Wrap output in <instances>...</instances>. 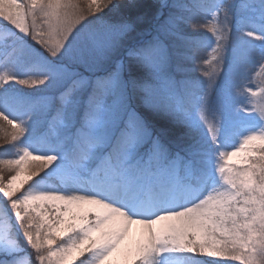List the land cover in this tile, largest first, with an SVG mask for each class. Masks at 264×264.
<instances>
[{
	"label": "snow or ice",
	"instance_id": "6c2138e0",
	"mask_svg": "<svg viewBox=\"0 0 264 264\" xmlns=\"http://www.w3.org/2000/svg\"><path fill=\"white\" fill-rule=\"evenodd\" d=\"M156 4L155 35L115 58L145 21L138 0L122 8L116 0H0V31L7 33L0 89L12 82L35 88L50 79L62 87L56 95L19 100L24 120L0 110V122L14 129L11 140L23 137L16 158L0 160V264H264V87L257 91L250 72L241 71L242 57L264 64V32L241 27L257 11L264 19V0L212 6V19L222 17L211 29L215 71L201 65L207 80L195 82L176 78L185 68L177 63L173 70L167 43L189 39L182 29L195 22L183 14L188 6ZM112 7L118 14L102 18ZM36 51L49 61L47 75H17ZM226 51L231 69L221 76ZM186 58L203 59L194 52ZM137 66L148 75L126 78ZM253 103L261 106L252 110ZM141 107L186 131L170 139V129L155 127ZM194 114L213 143L222 130L241 137L218 151L214 168L196 138ZM233 114L254 117L259 127L245 131ZM34 117L47 152L24 144ZM54 164V178H64L56 188L47 178Z\"/></svg>",
	"mask_w": 264,
	"mask_h": 264
},
{
	"label": "rangeland",
	"instance_id": "374dc122",
	"mask_svg": "<svg viewBox=\"0 0 264 264\" xmlns=\"http://www.w3.org/2000/svg\"><path fill=\"white\" fill-rule=\"evenodd\" d=\"M117 4L121 5V8L126 3V0H116ZM218 0H183V3L188 6V11L183 13L187 18L193 19L195 22L191 24H184L182 26L183 34L188 37L187 40H181L176 37H170L167 40L169 45V52L172 56V68L175 69V65L180 63L185 68V72L176 73L177 79H184L188 78L190 81H206L207 77L204 76L203 71L201 70V65L204 68H207L209 72L215 71V61L213 60V53L212 48L215 47V34L212 32L213 25L220 27L219 19L222 17H218L217 20H213L210 13L212 11V6L217 3ZM230 2L236 4L237 6L240 5L245 0H230ZM140 5L139 11L145 15V21L143 24H139L137 26L136 31L130 34L129 38L124 42V45L118 50L116 57L123 55L126 51L128 46L133 44L139 43L140 39L145 37V41L151 38L149 36L150 32L147 29L152 26L153 28L151 31L154 32L156 25L159 21L156 19L157 17V4L156 0H138ZM199 5V7H196ZM236 16L240 17L241 10L239 7L235 9ZM118 14V10L115 7L109 8L105 10L104 13L101 14L102 18L107 19L108 16L113 17ZM164 15H167V11L164 12ZM3 25H0L2 28ZM244 31H254L257 34L264 32V19H261V14L259 11L254 13L250 20L246 21L241 25ZM147 32V34H145ZM142 36V37H141ZM7 37V33L0 31V45H3L5 38ZM141 37V38H140ZM138 38V39H136ZM27 39V38H25ZM247 39V38H246ZM143 41V40H142ZM137 42V43H136ZM31 44V41H28ZM256 47L261 46L260 41H253ZM34 48L37 46L33 45ZM194 52L198 57L203 59H197L195 62L194 60L187 59L186 57L191 55ZM3 55V49L0 48V56ZM225 61L224 64L220 66L219 74L228 75L231 69V61L232 55L229 52L224 53ZM7 57L0 59V64L5 62ZM204 59L212 61V64H204ZM63 62V61H58ZM226 65V68H225ZM50 67L49 61L46 56H41L39 51H36L32 54V60L27 64H21L18 68L17 75L24 77L26 75H31L34 77H42L47 75V69ZM112 64L109 63L106 65V68H111ZM225 71V74H223ZM241 71L250 72L251 75V82L255 86V89L259 91L260 88L264 87V64H250L242 57V67ZM2 74V73H0ZM128 75V76H127ZM148 75L146 69L137 66L136 70L132 73L125 74L126 78L135 77V78H144ZM223 85V80L220 82ZM67 85H63L66 87ZM20 90H26L28 92L39 93L37 96L27 95L26 93H21ZM62 90V87L56 85L55 81L50 79L45 85H41L35 88H31L30 86H23L18 83L12 82L5 87V89H0V105L3 111L6 112L11 118L24 120L26 114L22 112L20 105L18 103L19 100L27 99V98H36L46 95H56L59 91ZM20 91V92H18ZM87 91L79 94L81 104L87 99ZM258 99V97H257ZM185 102H187V97L185 98ZM260 104H251L250 108L252 110H256L260 107ZM140 111L145 114L146 118L152 123L155 127L159 128L160 126H167L170 129L169 137L172 139H177L182 136V134L186 131V126L183 125H176L173 124L170 118L165 117L160 114L152 113L147 111L146 109L140 108ZM199 127L196 129V138L200 140L202 144L208 148L209 152L211 153L212 157V165L213 168L215 167L216 163L218 162V151L219 150H230L234 147L240 140V136L237 135H230L225 136L223 130L218 136V141L213 143L211 140V135L207 130V126L200 121L198 114H194ZM207 119L209 124L214 123L211 114L207 115ZM233 119L242 120L245 125L248 127L245 129L247 130H255V128L259 127V122L255 120L254 117H239L233 114ZM2 127L4 129H2ZM36 118L34 117L31 125L30 131L28 135L24 139L25 146L29 147L30 150L35 152H47L48 145L41 144L38 141V132L36 131ZM14 129L10 126L2 125L0 122V145H6L7 143L11 142L15 147L12 146L11 155H5L3 152L0 153V159H13L16 158V154L22 151V146L19 145V141L23 139V137H18L17 141H12L11 136ZM56 137L53 134H50L48 137L49 140L55 139ZM9 151V150H7ZM235 159V158H234ZM62 161H58L57 164L61 163ZM57 164H54L51 169L48 170V179H53L49 181V186L56 188L59 187L62 183L61 177L54 178V170L57 167ZM43 174V173H42ZM37 178L34 177L32 181H29L28 184L24 186L25 189L29 187V185L33 184ZM76 194H84V192H78ZM139 227L135 226V235L138 239L140 236ZM192 256L200 261L208 259L203 254H192ZM190 257H185L184 259H189Z\"/></svg>",
	"mask_w": 264,
	"mask_h": 264
},
{
	"label": "trees",
	"instance_id": "16d2710c",
	"mask_svg": "<svg viewBox=\"0 0 264 264\" xmlns=\"http://www.w3.org/2000/svg\"><path fill=\"white\" fill-rule=\"evenodd\" d=\"M113 17H115V15L113 16ZM108 18H112V17H110V16H108ZM154 23V22H153ZM153 23H152V26H153ZM152 26H150L148 29H147V31H149L150 32V34H149V36L152 38V36L154 35V32L153 31H151L152 29H154ZM146 31V33L145 34H147V33H149V32H147ZM142 37V36H141ZM140 37V38H141ZM151 38H149V39H151ZM136 39H138V38H136ZM145 37H143L142 39H140L139 41V43H142V42H145ZM143 40V41H142ZM137 43V42H136ZM127 74H129V73H127ZM128 76V75H127ZM21 91V93H26L27 95L29 94V95H31V96H37V94H39V93H33V92H28V91H26V90H20ZM20 91H18V92H20ZM0 110H3L2 109V107H1V105H0ZM2 125H6V126H8L7 124H6V122H2ZM2 129H4L3 127H2ZM170 139H172L171 137H169ZM172 140H175V139H172ZM12 146H13V143H11V142H9V143H7L6 145H0V153L1 152H3V154L7 151V150H11L12 149ZM1 160V159H0Z\"/></svg>",
	"mask_w": 264,
	"mask_h": 264
}]
</instances>
